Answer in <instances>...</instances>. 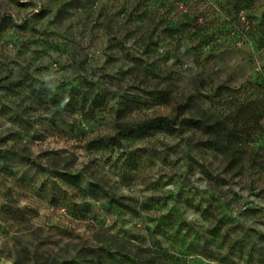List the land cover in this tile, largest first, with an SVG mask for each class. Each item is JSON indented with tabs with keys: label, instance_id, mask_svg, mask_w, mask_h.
I'll use <instances>...</instances> for the list:
<instances>
[{
	"label": "rangeland",
	"instance_id": "1",
	"mask_svg": "<svg viewBox=\"0 0 264 264\" xmlns=\"http://www.w3.org/2000/svg\"><path fill=\"white\" fill-rule=\"evenodd\" d=\"M229 1L0 0V264H264V150L234 176L190 133L117 135L264 88Z\"/></svg>",
	"mask_w": 264,
	"mask_h": 264
},
{
	"label": "trees",
	"instance_id": "2",
	"mask_svg": "<svg viewBox=\"0 0 264 264\" xmlns=\"http://www.w3.org/2000/svg\"><path fill=\"white\" fill-rule=\"evenodd\" d=\"M259 0H230L226 7L225 17H234L238 23L248 28L249 34L252 31H260L264 27V13L259 24H256L251 11ZM246 19H248L246 21ZM264 41V35L261 42ZM264 78V73H263ZM248 96L245 99H238L235 93L246 90ZM224 91L230 92L227 111L214 109H203L194 113L195 102L191 101L185 105L184 110L174 113L171 116H157L141 120L131 121L121 119L118 122L117 135L123 139L126 131L137 127L140 131L149 130L153 124L169 134L190 133L195 138L198 147H204L220 153L234 176L242 174L243 169L250 163L258 164L263 158L258 147V141L264 137V88L252 82H248L239 89L219 87L215 97L222 96ZM179 105V109H181ZM250 138V142L245 141ZM194 140V139H193Z\"/></svg>",
	"mask_w": 264,
	"mask_h": 264
}]
</instances>
